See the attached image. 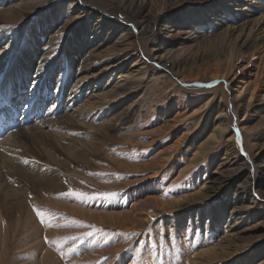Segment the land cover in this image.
I'll use <instances>...</instances> for the list:
<instances>
[{"label":"rangeland","instance_id":"rangeland-1","mask_svg":"<svg viewBox=\"0 0 264 264\" xmlns=\"http://www.w3.org/2000/svg\"><path fill=\"white\" fill-rule=\"evenodd\" d=\"M124 1L135 4L134 13L127 11L120 0H47L32 15L25 10L21 20L14 13L0 15V39L7 40L1 51L7 48L14 52L19 44L21 49L24 45V40L18 43L21 36L30 38L27 25L30 29L35 25L47 29L40 47L50 36L54 44H63L80 27L78 24H89L87 18H70L75 14L72 7L78 5V14L98 9L97 14L110 22L101 29L103 34L114 31L112 42L103 44L91 57L89 50L81 52L75 44L73 50L81 53L73 57L78 63L70 71L85 65L101 69L107 61V47L131 35L136 37L138 49L135 56L125 59V69L82 90L92 95L116 93L123 72L130 74V79L122 83L144 86L130 99L139 104L135 121L113 140L99 136L104 139L101 152L91 156L87 164L74 163L67 166L69 171L67 167L62 170L66 180L51 195L56 201L75 200L89 210H99L98 216H74L55 205L43 204L41 199L36 203L32 185L15 179L12 175L16 173L3 176L10 190L20 189L25 195L18 199L0 188V264H54L53 256L58 258L55 264H264V23L243 26V21L229 18L217 27L216 16L211 20L207 13L222 10L224 0L214 11L200 0ZM1 2L0 13L9 6ZM257 4L264 5V0H257ZM166 6L170 9L160 14ZM261 12L258 18L264 15V9ZM204 14L198 25L193 21L186 24L188 27L178 26L186 15L198 20ZM190 25L199 29L192 36L183 33ZM243 44L250 45L246 48ZM60 51L61 72L65 54ZM8 57L0 59L3 68ZM140 60L144 65L133 67ZM166 60L172 62L167 63L169 70L162 68ZM175 62L179 69H175ZM139 67L141 74L136 70ZM64 73L68 78L67 70ZM38 81L28 78L26 94L19 86L14 85V90L20 96L30 94ZM51 81L43 78L35 99L31 95L25 100L32 101L30 105H45L47 111L41 114L47 113L50 101L55 100L47 101L48 90L55 85ZM72 99L77 97L73 95ZM18 105L25 107L23 101ZM75 133L85 135L86 127H67L60 134L71 139ZM38 144L44 145L50 155L65 159L48 140H39ZM31 145L21 150L22 154L18 151L21 160L45 167L47 159ZM4 156L15 166L23 163L14 161L17 155ZM9 163L2 159L0 169ZM71 191L94 198L78 199L68 194ZM30 207L42 233L35 224L26 222ZM235 208L241 209L240 214H231ZM221 210L224 221L218 220ZM37 211L44 213V222ZM48 232L50 235H46ZM89 232L93 233L91 237L86 236ZM209 249L214 250L212 256L202 255ZM50 252L53 256L50 254L49 260L46 256Z\"/></svg>","mask_w":264,"mask_h":264},{"label":"bare ground","instance_id":"bare-ground-1","mask_svg":"<svg viewBox=\"0 0 264 264\" xmlns=\"http://www.w3.org/2000/svg\"><path fill=\"white\" fill-rule=\"evenodd\" d=\"M1 1L6 2V4L9 6L4 10V12L0 13V15H4L7 13L9 14L14 13L17 14L18 16L17 18L21 20L23 19L22 16L24 15L25 10H27V12H29L32 15L35 9H38L41 6H43L42 2H45L47 0H0V3H2ZM182 1L187 3L189 2L187 0L186 1L182 0ZM201 1L204 3L205 6H207L209 10H213V11L221 4V0H200V2ZM120 3H122L123 6H125L126 8L128 7L127 11H131L132 13L135 12V4L134 5L133 3L127 4L126 1L123 2V0H120ZM224 4L225 6L221 8L222 10H217L213 12L212 15L207 13L210 19L211 18L213 20L216 19L215 23L217 27L221 26L223 22L222 20H228L229 18H232L234 22L243 21L244 22L242 24L243 26L246 25L248 26L251 23L255 25L264 23V15L259 18L257 17L258 16L257 13L261 12L264 9V5L262 4L258 5L257 0H224ZM247 5L248 7H244ZM241 7L242 9L240 10L239 8ZM72 8L75 9L74 11L75 14H73L74 17L71 16L70 18L77 19L78 21L87 18L89 24L87 27L78 24L80 27H77L75 31H72L73 34L66 41H63V44H59L60 42L54 44V42L56 41L54 40V37L50 36L46 44L40 47L41 39L45 36L46 34L45 30L47 29H45L43 26L40 25H35L33 26L32 29H30V26L27 25V28H29V32L31 35H29L30 38L24 37L25 35L19 38L18 43H21L24 40V45L22 49L20 44L19 47H17L14 52H10V50L7 48L1 51L0 48V59L3 60L5 55L9 54V57L6 58L7 62L5 63L6 64L5 68H3L2 67L3 64L0 63V123L7 124L8 122L17 121L15 119V115L20 114V116H18V120H22V121H17V122L20 124L22 123L24 124L23 128L20 130H16V131L9 130L7 135L2 140H0V150L5 152L4 155L8 156V154L10 153L11 155L12 154L17 155L14 161L23 162V163H18L21 164L18 166H15L13 163L10 164L9 163L10 161L4 159L5 156L3 155V153L1 154L0 151V159L2 158L5 163L7 164L9 163L8 167H3L0 169V188L2 189L3 187L4 192L7 191L9 194H11L12 196L18 199H20L22 195H25L24 193L22 194L23 191L20 192V189L10 190L11 189L9 187L10 185H7V183L5 182L6 180L5 177H3L7 174L9 175L12 173H16L15 175H12L15 176V179H17L20 182L25 181L26 183H29L34 187L35 193H37V197H35L34 200L36 203H38L37 200L41 199L44 202L43 204H47V205L50 204L52 206L55 205L56 207H60L61 208L60 210L62 211L64 210L65 212L76 214L74 216L83 215V214H86V216L90 214H95L98 216V214L100 213L98 212L99 210L97 211L89 210V208H87L85 204L83 203L81 204L80 202L78 203L75 200L68 199L66 202H61V200L56 201L57 199L56 200L51 199L52 198L51 195L53 191L56 192V190L60 189L61 185H63L61 183L65 182L63 181L66 180L63 174L66 171L67 166L73 165L74 163L87 164L89 158H92L91 156H96L95 154H97L101 150L102 148L101 146H103L104 144L103 141L104 139L106 141L115 139L114 136L116 134L120 133V131L122 132L127 125H130L135 121L136 111L139 104L136 103L137 101L133 102L130 99L137 93L141 92L144 89L143 88L144 86L139 85L136 87L130 85V83H122L130 79V74H128L127 72H123L122 74H120L118 78L119 81L117 82V85L115 87L117 89L116 93H113L111 91L104 93L102 90H100V92L102 91L100 94L98 93L92 95L91 93L89 94L83 92L82 88L84 86H89L88 87L89 89L90 87L93 88L95 84L98 85L99 82L105 80L106 77H108L109 80L112 76L111 74L117 71L118 69L120 70L125 69L127 65V61L125 59L131 54L132 56H135L137 52L138 49L136 45L137 40L136 37L133 38L131 35L126 37H120L119 40L116 41V43L107 47V49H109L106 52L108 56L105 57L107 61L105 62L106 64L104 65V67H102L101 69H97V66L95 67L93 65L92 66L85 65V66H81L82 68H78L77 69L78 71H74V72L70 71L72 67L75 65V62L76 64L78 63V61L73 58L74 56L78 57V55L81 52L83 51L86 52L89 50L90 55L88 57H91L95 51H97L100 47L102 48L103 44H105L106 42L110 44L112 42L110 36L112 32H114L112 31V29L111 30L109 29L110 33L103 34V31L101 29L106 28V26H108L110 22H107L106 20L102 19V17H100V15L97 14V12H99L98 9L95 8L96 10L93 13L84 10L83 12H81L83 14L81 13L78 14L76 13V8L78 9V5L76 4ZM250 8L252 9L251 11L252 13L249 12ZM169 9L170 6H166L165 8H163L160 14H162L163 12L167 13ZM1 10L3 11V9ZM234 10L235 13L232 12ZM221 15H224V17H222ZM205 16L206 14H204L201 18L199 17L200 19L196 20L194 15L192 16L186 15L184 19H180L181 23L178 26L183 25L188 27V25L186 24L188 22L190 24L193 21L196 22L198 25L199 22H201L202 18H204ZM214 16H216L215 19ZM70 18L68 20H70ZM41 24L44 25L43 22ZM233 28L235 29V27ZM40 30L41 32H37ZM198 30L199 29L196 26L190 25L188 30H184L185 32L183 33L188 36H192L194 33H197ZM84 37L87 38L85 39L86 41L83 40ZM7 39L10 40L12 38H7ZM255 41H257V39ZM5 43H7L5 37L0 39V46L4 45ZM77 43L79 44L78 47L81 52L80 51L76 52L73 50L75 44ZM249 45L243 44V47L247 48ZM255 45H253V47ZM59 51L60 53H62V55L63 53L65 54L64 63L61 65V67L63 66L64 67L63 69H61V72L59 65L60 62H58ZM72 52H73V56L70 55V53ZM87 61L88 59L83 62L85 63ZM189 61H184V62H189ZM141 63L142 60L136 61L133 67L136 66L138 67V65L141 67ZM167 63H172V62L166 60L165 65L162 66L164 70H169V67H167ZM142 64L144 65V63ZM174 65H175V69H179V63L176 64L175 62ZM140 67L139 69H136L138 74H141ZM66 70L68 73L67 75L68 78L65 79L63 74H65L64 72ZM216 75H223L224 77L228 76L225 75V73L224 74L218 73ZM29 77L38 78L39 79V81L37 82L38 85H36L35 87L36 89H32L30 91L31 92L30 94L23 95V93L24 94L27 93L26 86L29 85L28 82ZM43 78H47L48 81L52 80L51 83L54 82L55 85L52 90L53 92L51 90L50 91L48 90L47 101L53 98L55 100L53 102L50 101L49 104L50 110L47 113L41 114L42 112L47 111V107L45 105L37 106L36 103L34 104L32 103L30 105V102L32 101L25 102V100H29L31 95H33L35 99L37 93L40 92L38 86H41ZM14 85L20 87L18 89H20V91L23 92L21 96L17 94V92L14 90ZM67 94H69V96L66 97L65 99V96ZM43 95H45L46 98V94ZM73 95L74 98L77 97L76 100L72 99ZM21 101L24 102L25 107L23 109L17 107L19 106L18 104H20ZM73 101H75L76 103H74V105L70 107L71 111L67 112L69 106L73 103ZM34 105H36V107ZM4 107L5 109L3 110ZM24 110H26V112H24ZM222 112H224V110ZM59 114H61V116H59ZM30 117H32V119ZM36 117L37 119L33 121V118ZM73 126L79 128L85 126L88 134L86 133L85 135L83 134L78 135L75 133L76 136H71V139L64 138V136L60 134L62 130H65V128L73 127ZM223 131L226 132L227 129L225 128L223 129ZM99 136L104 139H100ZM39 140L41 141L48 140L50 142L49 145L51 147L56 146V148L59 149V151H61V153L64 154L65 159L57 158L53 155H50L47 152L48 149L44 145L38 144ZM29 143L32 144L33 147L35 146L36 149H39L38 150L39 154H43L45 156V158L47 159L46 160L47 163L43 164L45 167L38 166L37 164H33L31 160H29L30 162L25 163V161L28 159L23 161L21 160L20 153L22 154L23 153L22 151H26L25 147L26 148L30 147ZM18 151H20V153H18ZM227 155L228 156L231 155L230 150H227ZM34 162L37 163L36 161ZM62 170L65 171L63 172ZM8 171L9 173H7ZM43 189L44 190L47 189V192L46 191L44 192ZM51 190L52 192H50ZM0 194H3L1 190H0ZM31 199H29L28 202ZM5 202L6 201H4V203ZM23 203L25 204V201ZM134 209L135 207L129 210V212H132ZM240 210L241 209L235 208L233 209L231 214L238 215L241 212ZM28 213H29L28 216L30 218L28 216H25V219L26 217L29 218L28 220L26 219L27 224L30 222H31L30 224L31 226L32 224L33 225L35 224L34 225L35 229L37 231L40 230V233H42L41 227H39V225L35 221V217H34L35 214H33L34 212L32 213L31 207ZM223 214L225 215V213L222 210L219 211L218 220L224 221L225 216ZM220 224H222V222H220ZM249 229L250 228H248L247 230ZM46 235H50L49 232ZM229 237L227 238L225 237V238L228 239ZM213 248L216 249L215 247ZM211 249H209L208 251H204L202 255L212 256L211 252L212 251L214 252V250ZM44 251L46 252L47 250ZM50 254L52 255V253L50 252L49 255L46 257L51 258L53 255L51 256ZM216 257H218V254ZM50 258L48 259L50 260ZM52 259H53V263L55 264L56 263L55 260H57L58 258L57 257L55 258L53 256ZM41 263L45 264L44 261H42Z\"/></svg>","mask_w":264,"mask_h":264},{"label":"snow or ice","instance_id":"snow-or-ice-1","mask_svg":"<svg viewBox=\"0 0 264 264\" xmlns=\"http://www.w3.org/2000/svg\"><path fill=\"white\" fill-rule=\"evenodd\" d=\"M25 163H27V161H25ZM69 195H72L78 199H84V198H94V197H88L87 193H83V192H75V191H71L68 193ZM37 215L41 218V222H44V213L37 211ZM49 224L51 223V221L48 222ZM96 231H100L99 229H97ZM93 235V233L89 232L86 234L87 237H91ZM83 239V238H82Z\"/></svg>","mask_w":264,"mask_h":264}]
</instances>
